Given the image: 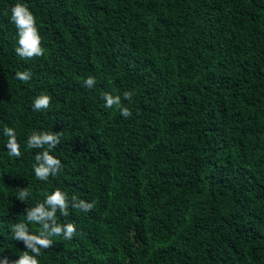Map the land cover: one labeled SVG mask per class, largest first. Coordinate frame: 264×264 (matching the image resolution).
<instances>
[{
    "label": "trees",
    "instance_id": "obj_1",
    "mask_svg": "<svg viewBox=\"0 0 264 264\" xmlns=\"http://www.w3.org/2000/svg\"><path fill=\"white\" fill-rule=\"evenodd\" d=\"M18 2L43 56L15 52ZM103 92L133 115L105 108ZM41 93L51 104L35 111ZM34 130L62 133L47 181ZM56 188L95 206L57 212L77 234L52 237L39 264H264V0H0V259L26 250L11 226Z\"/></svg>",
    "mask_w": 264,
    "mask_h": 264
},
{
    "label": "clouds",
    "instance_id": "obj_2",
    "mask_svg": "<svg viewBox=\"0 0 264 264\" xmlns=\"http://www.w3.org/2000/svg\"><path fill=\"white\" fill-rule=\"evenodd\" d=\"M10 22L17 29V47L16 54L23 60H31L35 57L44 55L42 48V37L36 24V17L24 3H15L11 7ZM16 78L27 83L32 78L31 71H19ZM96 85V78L88 76L83 81V86L91 89ZM135 95L133 91H125L123 99L132 102ZM105 108H117L120 114L125 118L133 115L129 107L124 106L120 95H113L109 92L101 93ZM51 104V97L41 93L36 96L32 102V108L35 111L47 110ZM3 135L7 137L6 148L10 157L19 158L21 156L20 144L17 140L16 132L11 127L3 128ZM62 133L54 131H32L27 137L26 144L29 149H40L34 156L33 164L34 175L38 180L47 181L50 176L55 177L62 169L61 160L54 156L52 150L60 143ZM31 195L27 187L21 188L16 199L21 202H27ZM44 199L38 201L34 206L27 207L24 212L26 221L15 223L11 226L13 238L16 241H22L25 245V251L19 254L16 260H9L7 257L0 259V264H39L38 257L41 255V249H49L54 236H62L64 240H72L77 234V228L74 223H60L57 219V212L63 217L69 216V208L77 209L83 212H90L95 206V201L87 202L73 195L69 200L67 193L56 188L54 191L45 192ZM28 224L40 225L38 234L29 230ZM31 253V254H30Z\"/></svg>",
    "mask_w": 264,
    "mask_h": 264
}]
</instances>
